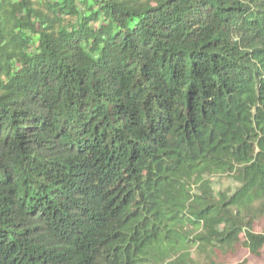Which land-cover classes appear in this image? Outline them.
<instances>
[{
	"label": "trees",
	"instance_id": "16d2710c",
	"mask_svg": "<svg viewBox=\"0 0 264 264\" xmlns=\"http://www.w3.org/2000/svg\"><path fill=\"white\" fill-rule=\"evenodd\" d=\"M240 249H264V0H0V264Z\"/></svg>",
	"mask_w": 264,
	"mask_h": 264
},
{
	"label": "rangeland",
	"instance_id": "374dc122",
	"mask_svg": "<svg viewBox=\"0 0 264 264\" xmlns=\"http://www.w3.org/2000/svg\"><path fill=\"white\" fill-rule=\"evenodd\" d=\"M212 182L215 191H229L236 187V183L226 176H215ZM227 264H264V249L260 256L253 255L246 249H240L233 258H229Z\"/></svg>",
	"mask_w": 264,
	"mask_h": 264
}]
</instances>
